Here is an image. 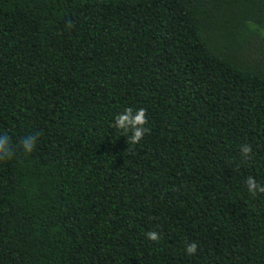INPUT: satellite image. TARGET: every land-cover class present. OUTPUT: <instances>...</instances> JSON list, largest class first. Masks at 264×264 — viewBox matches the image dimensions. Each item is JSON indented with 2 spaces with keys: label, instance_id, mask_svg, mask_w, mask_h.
<instances>
[{
  "label": "trees",
  "instance_id": "16d2710c",
  "mask_svg": "<svg viewBox=\"0 0 264 264\" xmlns=\"http://www.w3.org/2000/svg\"><path fill=\"white\" fill-rule=\"evenodd\" d=\"M4 134L0 264H264V0H0Z\"/></svg>",
  "mask_w": 264,
  "mask_h": 264
},
{
  "label": "clouds",
  "instance_id": "9594fccd",
  "mask_svg": "<svg viewBox=\"0 0 264 264\" xmlns=\"http://www.w3.org/2000/svg\"><path fill=\"white\" fill-rule=\"evenodd\" d=\"M148 123L146 118V109L139 108L134 110L132 107H126L123 111L118 112L114 116V122L111 127L120 130L126 136H128L130 144H137L149 131L145 127ZM36 136L28 135L20 141V146L25 153L33 151L36 145ZM241 152L247 158L252 152L250 145H244L241 147ZM14 156L10 138L7 134L0 135V160H7ZM248 191L255 196L257 193H264V185L258 184L254 177H249L246 180ZM146 237L150 241H158L160 239L159 234L156 231H150L146 233ZM198 246L195 242L186 245V253L188 255L196 254Z\"/></svg>",
  "mask_w": 264,
  "mask_h": 264
}]
</instances>
